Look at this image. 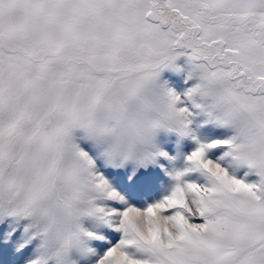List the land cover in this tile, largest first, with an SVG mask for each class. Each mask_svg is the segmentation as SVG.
Listing matches in <instances>:
<instances>
[{
	"label": "snow or ice",
	"instance_id": "1",
	"mask_svg": "<svg viewBox=\"0 0 264 264\" xmlns=\"http://www.w3.org/2000/svg\"><path fill=\"white\" fill-rule=\"evenodd\" d=\"M0 264H264V0H0Z\"/></svg>",
	"mask_w": 264,
	"mask_h": 264
}]
</instances>
